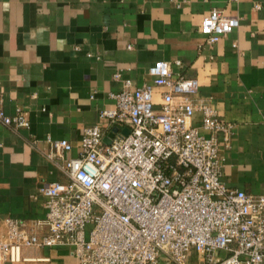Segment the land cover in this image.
I'll return each mask as SVG.
<instances>
[{
    "label": "crops",
    "instance_id": "0c3cea01",
    "mask_svg": "<svg viewBox=\"0 0 264 264\" xmlns=\"http://www.w3.org/2000/svg\"><path fill=\"white\" fill-rule=\"evenodd\" d=\"M212 8L238 17L239 26L208 45L198 27ZM157 60L196 78L192 97L232 124L227 142L218 137L221 181L264 194V0H0L1 105L29 122L0 123V220L30 225L45 217L40 187L67 179L62 160L48 156L49 141L67 139L69 158L79 154L84 127L96 124L106 136L116 126L99 112L122 88L114 74L150 84ZM200 120L196 111L192 123ZM71 251L27 248L25 260L6 264H79ZM188 264L203 263L192 253Z\"/></svg>",
    "mask_w": 264,
    "mask_h": 264
},
{
    "label": "built area",
    "instance_id": "2783aa9c",
    "mask_svg": "<svg viewBox=\"0 0 264 264\" xmlns=\"http://www.w3.org/2000/svg\"><path fill=\"white\" fill-rule=\"evenodd\" d=\"M238 26V17L212 8L198 32L213 45ZM147 72L152 82L141 86L114 74L122 88L99 112L117 127L109 144L96 124L83 128L76 157H64L67 139L49 141L48 156L62 160L67 179L40 187L44 218L0 220V264L57 245L70 246L79 264H188L192 253L203 264H264V194L220 179L218 137L227 142L232 124L193 98L198 81L174 73L170 62L157 60ZM0 123L29 124L20 111L5 114L1 100Z\"/></svg>",
    "mask_w": 264,
    "mask_h": 264
},
{
    "label": "water",
    "instance_id": "95a60500",
    "mask_svg": "<svg viewBox=\"0 0 264 264\" xmlns=\"http://www.w3.org/2000/svg\"><path fill=\"white\" fill-rule=\"evenodd\" d=\"M117 128L113 127L112 130L103 137V141L107 144H109L111 142V138L113 137L114 133L116 132ZM128 128H123L122 133H124L125 135L128 133Z\"/></svg>",
    "mask_w": 264,
    "mask_h": 264
},
{
    "label": "rangeland",
    "instance_id": "374dc122",
    "mask_svg": "<svg viewBox=\"0 0 264 264\" xmlns=\"http://www.w3.org/2000/svg\"><path fill=\"white\" fill-rule=\"evenodd\" d=\"M90 227H91L90 225H87V226H86V228H85V233H86V234H88V231H89Z\"/></svg>",
    "mask_w": 264,
    "mask_h": 264
}]
</instances>
